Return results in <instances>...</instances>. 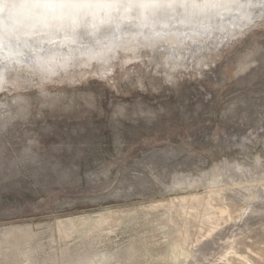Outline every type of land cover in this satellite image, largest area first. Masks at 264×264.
I'll return each instance as SVG.
<instances>
[{
	"label": "rangeland",
	"instance_id": "rangeland-1",
	"mask_svg": "<svg viewBox=\"0 0 264 264\" xmlns=\"http://www.w3.org/2000/svg\"><path fill=\"white\" fill-rule=\"evenodd\" d=\"M251 18L9 67L0 264H264V7Z\"/></svg>",
	"mask_w": 264,
	"mask_h": 264
},
{
	"label": "bare ground",
	"instance_id": "bare-ground-1",
	"mask_svg": "<svg viewBox=\"0 0 264 264\" xmlns=\"http://www.w3.org/2000/svg\"><path fill=\"white\" fill-rule=\"evenodd\" d=\"M25 2L33 6L25 23L11 32L0 28V90L8 85V69L14 65L34 67L47 63L46 60H52L56 52L73 55L92 52L97 46L111 48L118 37H140L147 41L156 33L172 32L178 38L188 32L192 34L190 40L195 41L208 32V25H217L218 28L232 26L240 31L252 20L251 15L264 7V0ZM185 28L187 30L184 31ZM196 31L200 33L193 34ZM222 213L220 215L223 216Z\"/></svg>",
	"mask_w": 264,
	"mask_h": 264
},
{
	"label": "clouds",
	"instance_id": "clouds-1",
	"mask_svg": "<svg viewBox=\"0 0 264 264\" xmlns=\"http://www.w3.org/2000/svg\"><path fill=\"white\" fill-rule=\"evenodd\" d=\"M32 7L25 0H0V28L5 32L16 30L25 23Z\"/></svg>",
	"mask_w": 264,
	"mask_h": 264
},
{
	"label": "water",
	"instance_id": "water-1",
	"mask_svg": "<svg viewBox=\"0 0 264 264\" xmlns=\"http://www.w3.org/2000/svg\"><path fill=\"white\" fill-rule=\"evenodd\" d=\"M174 28H175V27H174ZM185 30H187V29L185 28L184 31H185ZM82 40H83V39H82ZM79 41H81V39H80ZM84 45H86V44H84Z\"/></svg>",
	"mask_w": 264,
	"mask_h": 264
}]
</instances>
